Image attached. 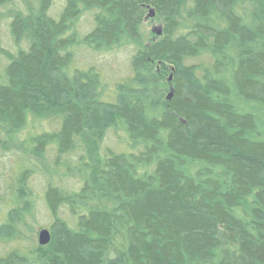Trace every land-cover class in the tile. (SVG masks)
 Here are the masks:
<instances>
[{"label": "trees", "instance_id": "obj_1", "mask_svg": "<svg viewBox=\"0 0 264 264\" xmlns=\"http://www.w3.org/2000/svg\"><path fill=\"white\" fill-rule=\"evenodd\" d=\"M53 2L0 0V154L16 163L0 241L27 246L0 264H264V0ZM81 51H130L129 78L110 90Z\"/></svg>", "mask_w": 264, "mask_h": 264}, {"label": "rangeland", "instance_id": "obj_2", "mask_svg": "<svg viewBox=\"0 0 264 264\" xmlns=\"http://www.w3.org/2000/svg\"><path fill=\"white\" fill-rule=\"evenodd\" d=\"M64 0H54L49 13L56 16L63 6ZM3 14V13H2ZM10 19L5 16L0 17V70L5 66L7 60L4 53L12 54L14 47L11 44L8 26ZM89 26L88 18H83L81 21V29L87 30ZM160 24L157 20L148 19L142 25L141 32L147 41L155 39L156 32L158 31ZM130 51H118L110 54H98L88 51H81L77 56V66L79 68H85L87 66L95 67L102 76V82L109 85L110 90L113 88L115 82L126 80L130 76ZM171 94V92H170ZM44 124V123H42ZM51 123L44 125L46 128ZM111 147L114 149H120L121 146L111 140ZM15 159L14 156L0 154V224L3 222V217L13 207L12 204V192L10 186L12 185V178L15 171ZM44 178L40 174H36L31 178V192L32 200L35 203L34 219L29 222L30 227V246L38 245V233L43 229H48L49 220L42 208V199L44 193ZM27 235V232H26ZM25 251L27 246L22 243L7 242L6 244L0 241V258L4 257L7 253L12 251Z\"/></svg>", "mask_w": 264, "mask_h": 264}, {"label": "water", "instance_id": "obj_3", "mask_svg": "<svg viewBox=\"0 0 264 264\" xmlns=\"http://www.w3.org/2000/svg\"><path fill=\"white\" fill-rule=\"evenodd\" d=\"M152 16H153V12L150 11L149 17H152ZM156 35L159 36L160 32L157 31ZM170 97H171V94L169 93V95L167 96V99H170ZM37 240H38L37 242H38L39 246L47 245L49 243V241H50V234H49L48 230H45V229L41 230L38 233V239Z\"/></svg>", "mask_w": 264, "mask_h": 264}]
</instances>
